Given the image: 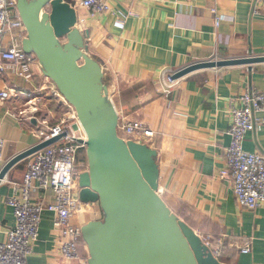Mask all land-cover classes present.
Segmentation results:
<instances>
[{"label": "crops", "instance_id": "obj_1", "mask_svg": "<svg viewBox=\"0 0 264 264\" xmlns=\"http://www.w3.org/2000/svg\"><path fill=\"white\" fill-rule=\"evenodd\" d=\"M69 1L76 10L77 28L87 31L86 52L101 66L117 125L140 120L150 132L131 141L156 150L157 193L210 249L217 242L224 246L221 264H264V205L255 210L240 206L231 179L219 175L230 143V106H239L250 89L264 90V62L251 69L235 65L193 71L176 79L167 95L159 83L163 68L177 71L196 62L263 56L264 2L107 0L108 10L91 17L79 0ZM22 67L26 79L14 68L0 74V89L16 91L0 103V136L5 139L0 170L14 155L39 143L38 133L48 125L72 119L73 110L57 95L37 59ZM50 117L56 121L48 123ZM243 148L264 155V126L246 134ZM31 156L15 164L0 183V242L14 224L6 202L11 183L22 180ZM33 198L49 202L53 194L37 190ZM53 216L42 213L26 264H86L85 243L80 245L84 262L62 259ZM101 216L97 203L84 204L72 222L83 226ZM246 247L248 251H242Z\"/></svg>", "mask_w": 264, "mask_h": 264}, {"label": "water", "instance_id": "obj_2", "mask_svg": "<svg viewBox=\"0 0 264 264\" xmlns=\"http://www.w3.org/2000/svg\"><path fill=\"white\" fill-rule=\"evenodd\" d=\"M69 0H17L26 29L21 46L33 53L45 76L73 109L86 134L88 170L79 175V200L97 203L100 220L81 227L86 264H221L194 230L157 193L156 150L118 135V114L106 98L100 64L86 52L87 31L77 28ZM264 62L263 56L189 64L172 75ZM41 141L14 155L0 170V183L18 162L61 138Z\"/></svg>", "mask_w": 264, "mask_h": 264}, {"label": "built area", "instance_id": "obj_3", "mask_svg": "<svg viewBox=\"0 0 264 264\" xmlns=\"http://www.w3.org/2000/svg\"><path fill=\"white\" fill-rule=\"evenodd\" d=\"M78 5L91 17L109 8L107 0H79ZM16 6L17 0H0V74L14 68L19 77L26 79L22 66L33 63L36 57L21 48L26 29ZM214 21L216 26L219 25L220 17L216 16ZM174 72L171 68H163L160 72L159 83L165 95L169 94L176 82L172 78ZM56 93L59 94L58 91ZM15 94L12 88H1L0 103L13 98ZM239 100V106L231 104L229 109L230 143L224 148V166L219 175L231 179L233 195L240 206L255 210L264 205V155L245 151L243 143L248 132L264 126V90L250 89ZM117 130L130 137V141L150 134L140 120L123 121L117 125ZM58 135H62L58 141L32 154L22 180L11 183L12 193L6 202L12 208L14 224L7 231L6 241L0 242V264H26L38 239L44 211L54 215L52 226L58 237L62 259L85 261L80 252V245L84 244L82 226L74 224L72 218L84 205L78 196L79 175L87 169V165L78 170L77 162L80 150L86 148L87 137L77 119L76 123H71L70 119L64 120L38 133L40 142ZM4 147L5 139L0 136V161ZM37 190L52 192V200H34L33 194ZM210 250L217 258L218 250ZM242 251L247 252L248 247Z\"/></svg>", "mask_w": 264, "mask_h": 264}, {"label": "rangeland", "instance_id": "obj_4", "mask_svg": "<svg viewBox=\"0 0 264 264\" xmlns=\"http://www.w3.org/2000/svg\"><path fill=\"white\" fill-rule=\"evenodd\" d=\"M29 1H34V0H29ZM30 65V64H29ZM68 107V106H67ZM68 110L70 109L69 107L67 108ZM62 113V112H61ZM61 113H60V115H61ZM71 113V115L69 116L70 118H73V119H70V122L71 123H76V114H75V112L73 111H71L70 112ZM63 117V116H62ZM61 119V118H60ZM56 120H54V118H52V117H50V118H48V120H47V122L49 123H54ZM62 121H64V119L63 120H61V121H59V122H62ZM58 122V123H59ZM47 123V124H48ZM57 124V123H56ZM55 125V124H54ZM50 126H52V125H48V127H50ZM118 135L120 136V137H123L126 141H130L129 139H130V137H127V136H124L123 135V133L121 132V130H120V132H118ZM77 163H79L78 164V170H82V169H84V166L85 165H87V158H86V153H85V149L84 150H80V152H79V155H78V162ZM102 218H103V213H102V216H101ZM101 218V219H102Z\"/></svg>", "mask_w": 264, "mask_h": 264}, {"label": "trees", "instance_id": "obj_5", "mask_svg": "<svg viewBox=\"0 0 264 264\" xmlns=\"http://www.w3.org/2000/svg\"><path fill=\"white\" fill-rule=\"evenodd\" d=\"M185 221L188 222V223L192 222L190 219H186ZM220 244L221 243L217 242V243H215V245L212 246V250L213 249L214 250H218L217 258H218L219 261L223 259V255H224V252H225L224 246L222 247Z\"/></svg>", "mask_w": 264, "mask_h": 264}, {"label": "flooded vegetation", "instance_id": "obj_6", "mask_svg": "<svg viewBox=\"0 0 264 264\" xmlns=\"http://www.w3.org/2000/svg\"><path fill=\"white\" fill-rule=\"evenodd\" d=\"M88 170V165H87V169L86 170H84L83 172H86Z\"/></svg>", "mask_w": 264, "mask_h": 264}, {"label": "bare ground", "instance_id": "obj_7", "mask_svg": "<svg viewBox=\"0 0 264 264\" xmlns=\"http://www.w3.org/2000/svg\"><path fill=\"white\" fill-rule=\"evenodd\" d=\"M32 110V109H31ZM36 110V109H35Z\"/></svg>", "mask_w": 264, "mask_h": 264}]
</instances>
